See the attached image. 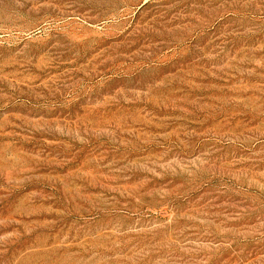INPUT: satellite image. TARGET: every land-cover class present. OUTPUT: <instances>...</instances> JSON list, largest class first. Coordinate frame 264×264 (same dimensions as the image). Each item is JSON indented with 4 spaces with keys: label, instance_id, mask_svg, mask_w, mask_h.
<instances>
[{
    "label": "rangeland",
    "instance_id": "374dc122",
    "mask_svg": "<svg viewBox=\"0 0 264 264\" xmlns=\"http://www.w3.org/2000/svg\"><path fill=\"white\" fill-rule=\"evenodd\" d=\"M0 264H264V0H0Z\"/></svg>",
    "mask_w": 264,
    "mask_h": 264
}]
</instances>
